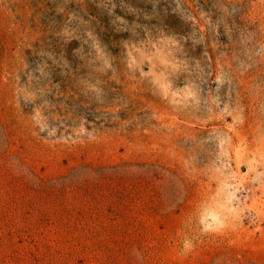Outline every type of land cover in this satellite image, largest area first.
<instances>
[{
    "label": "rangeland",
    "instance_id": "obj_1",
    "mask_svg": "<svg viewBox=\"0 0 264 264\" xmlns=\"http://www.w3.org/2000/svg\"><path fill=\"white\" fill-rule=\"evenodd\" d=\"M0 264H264V0H0Z\"/></svg>",
    "mask_w": 264,
    "mask_h": 264
},
{
    "label": "bare ground",
    "instance_id": "obj_2",
    "mask_svg": "<svg viewBox=\"0 0 264 264\" xmlns=\"http://www.w3.org/2000/svg\"><path fill=\"white\" fill-rule=\"evenodd\" d=\"M235 178L236 177L234 176V174L230 173L223 180V186L226 187L228 190H230L229 196L231 198L235 196L234 191L237 188V179ZM238 203H239V200H238ZM202 221L205 227H212L218 224L220 220L216 213H206L204 214Z\"/></svg>",
    "mask_w": 264,
    "mask_h": 264
}]
</instances>
